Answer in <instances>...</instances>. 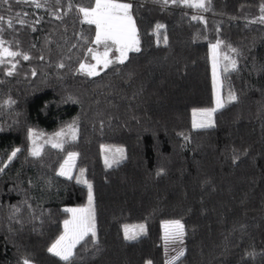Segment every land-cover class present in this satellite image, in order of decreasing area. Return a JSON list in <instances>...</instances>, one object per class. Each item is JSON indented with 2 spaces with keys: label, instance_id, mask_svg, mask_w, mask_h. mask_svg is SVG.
I'll return each mask as SVG.
<instances>
[{
  "label": "trees",
  "instance_id": "trees-1",
  "mask_svg": "<svg viewBox=\"0 0 264 264\" xmlns=\"http://www.w3.org/2000/svg\"><path fill=\"white\" fill-rule=\"evenodd\" d=\"M123 1L132 4L141 50L88 76L80 64H92L88 49L100 47L78 7L94 0H39L40 8L0 0V40L20 53L0 63V264H65L48 248L63 233L65 209L86 203L88 187L75 180L81 169L97 242L78 244L72 264H168L162 223L176 220L184 255L175 264H264V0H206L207 10ZM224 53L235 70L223 71ZM217 94L225 106L214 126L193 127ZM66 126L75 139L31 154L30 130ZM104 145L123 149L111 167ZM70 152L72 179L58 174ZM125 226L136 239H125Z\"/></svg>",
  "mask_w": 264,
  "mask_h": 264
},
{
  "label": "snow or ice",
  "instance_id": "snow-or-ice-1",
  "mask_svg": "<svg viewBox=\"0 0 264 264\" xmlns=\"http://www.w3.org/2000/svg\"><path fill=\"white\" fill-rule=\"evenodd\" d=\"M3 3L7 4L9 0H2ZM19 3L20 0H17ZM24 2H31L35 5L36 8L42 7V4L39 0H24ZM164 5H168L170 2L172 4H183L187 7H194L199 9L207 10L206 0H162ZM210 3V0H208ZM262 15L259 17L258 22L264 23V5L261 6ZM78 12L82 14L84 23L88 25L95 26V38L93 43L96 45H104V52L102 55L97 54L94 49L89 48L88 52L92 54V59L96 61L94 65H86L84 63L80 64V71L82 73H86L88 76L98 75L99 72L97 68L99 65H103L104 68H107L109 65L113 63V60L109 59V53L112 51V48H115V51L119 53L116 57V63H124V61L128 58L129 52H139L140 49V40L138 36V29L136 27L135 20L132 15V4L119 2V0H94V5L92 6H79ZM59 18V17H57ZM196 19V17H193ZM4 16H0V22H4ZM38 22V21H37ZM8 26H12V20L7 21ZM20 24H24L23 20H19ZM157 33L160 29L164 28V25L157 24L156 26ZM163 41L167 44V36L163 37ZM221 41H217L215 44L211 45V49L213 52V85L214 88L217 86V78H216V55L217 49L221 46ZM227 48L230 49L231 52H236L235 48H232L230 45H226ZM20 55V53L11 51L9 48L4 47V42L0 40V63H3V57H15ZM23 59L28 60L29 56L24 55ZM222 59L228 61V64L224 66L223 71L227 73L229 71V65L232 70L236 68V60L232 59L224 53ZM15 65H13V68ZM59 67L63 68L64 65L61 63ZM8 75H12V71L7 73ZM35 75V73H33ZM222 86V85H221ZM237 99L234 93H229L228 100L235 101ZM224 102L219 94L216 96V107L210 109L201 110L202 115L205 117V120L197 124L195 121L193 123V127H212L214 126L212 116L213 114L220 108H223ZM195 114V113H194ZM70 131L72 132V138L75 139V130L69 126ZM36 135L31 130L29 132L30 138ZM63 131L55 134V138L49 140L53 148H62L63 141L57 139L63 136ZM20 149H15L11 155L8 157V160L11 161L19 152ZM117 152L122 153L123 149H117ZM33 156H39L41 151L38 147L35 146V140H33V148L31 151ZM77 156V153L70 152L68 153V159L65 161L64 165H61L59 175L67 176L69 179H72L71 175L68 171L65 170V165L68 164L70 160H73ZM105 164L107 167H111L112 165L109 163L107 158L105 159ZM7 165H5L6 167ZM3 171V168H0V172ZM84 174V170L81 169V177ZM77 182L85 183L88 187V204L86 207L82 208H69L65 209V211L72 213L71 219L64 220V232L61 234L57 240L48 248L49 253L53 254L60 258V260L64 261L65 264H72V260L75 257L76 253L74 249L78 244L85 242L87 237H91L93 242H97V232H96V224H95V210L93 206V192L92 185L87 180H80L77 178ZM171 226L172 231L165 233L166 242L171 239L173 241L179 240L182 242L184 236V225L179 221H171L166 222V227ZM141 232L144 231V225H140ZM125 239L126 240H134L136 239V235H130L128 227L125 226L124 229ZM184 255V251L181 250L176 257H173L172 260L168 262V264H175V261ZM23 264H31V262L27 259L24 260ZM151 264V261L148 262Z\"/></svg>",
  "mask_w": 264,
  "mask_h": 264
},
{
  "label": "rangeland",
  "instance_id": "rangeland-1",
  "mask_svg": "<svg viewBox=\"0 0 264 264\" xmlns=\"http://www.w3.org/2000/svg\"><path fill=\"white\" fill-rule=\"evenodd\" d=\"M119 2L128 3V2L123 1V0H119ZM79 15H80V17L83 20L82 14L79 13ZM96 47H100V52H99L98 49L95 52L97 54L102 55L103 52H104V45L103 44L96 45ZM113 49H115V48L113 47L112 50ZM118 55H119V53L116 52V51L114 52L113 55H110V53H109V59H111V60H113V62H115V59H116V57ZM84 64H86V65H94V64H96V61L93 60V63L92 64H87V63H84ZM102 68H104L103 65H99L98 68H97V71L99 72ZM79 69H80V67H79ZM216 78H217V91L219 93L220 85H219V77H218V68H216ZM215 107H216V104H215ZM72 129L75 130V138H76L77 131H76V129L74 127ZM31 131L33 133H35L36 135H34L33 137H31L30 148H29L30 149V152L32 151V148H33V140H35V146L38 147L40 149V151H41L42 146H44V145H51V143H49V140L52 139V138H55V134L58 133V132H61V131H63L64 135L61 136V137H59V138H57V139L63 141V143L64 142H67V141L73 140V138H72V132L70 131L69 126H66L64 128H61V129H59V130H57V131H55L53 133L37 132L36 130H31ZM117 149H119V147H117V146L104 145L102 147V150H103V159L105 160L107 158V160L109 161V163L111 165L114 164L115 162H117L119 160L118 159V155L117 156H114L113 155V152H115ZM67 159H68V155L65 158V160L63 161V164L62 165L65 164V161ZM75 161H76V157L73 160H70L67 165H65V170L68 171L71 176L73 174V169H74ZM77 178H80V180H86L83 176L81 177L80 174L76 175V177H75V180L76 181H77ZM79 183L80 184H85V183H82V182H79ZM87 204H88V192H87L86 203L83 206L67 207V209H69V208H82V207H86ZM71 217H72V213L69 212L68 219H71ZM166 222H171V221H164L162 223V225H163V231H164V237H165L166 231H168V232H171L172 231V228H171L170 225L166 227ZM63 232H64V230H63ZM164 247H165V252H166V262L168 263L170 260H172L173 257H176L177 254L181 250H183V239H182V242H180L179 240L173 241L171 239H169L166 242V240H165L164 241Z\"/></svg>",
  "mask_w": 264,
  "mask_h": 264
}]
</instances>
